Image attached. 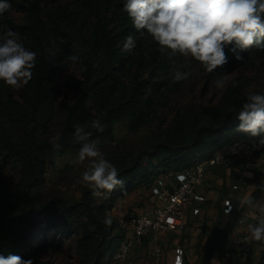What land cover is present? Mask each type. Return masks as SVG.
I'll use <instances>...</instances> for the list:
<instances>
[{"label": "trees", "instance_id": "obj_1", "mask_svg": "<svg viewBox=\"0 0 264 264\" xmlns=\"http://www.w3.org/2000/svg\"><path fill=\"white\" fill-rule=\"evenodd\" d=\"M75 2L77 11L51 13L47 22L42 18L37 1L29 3L30 50L37 56L32 77L21 88L22 101L0 81V181L3 163L20 164L27 181L20 193L0 194V255L4 257L24 256L36 241H43L49 231L59 240H67L80 231L90 233L92 230L98 236L96 256L100 258L110 247L113 261L114 252L124 237V230L117 243L110 236L113 225L104 223L103 207L96 204L91 189L85 190L83 201L70 203L58 199L43 205H37L28 192L32 184L43 178L48 165L79 151L80 144L74 138L75 125L92 132L90 139L98 142L111 138L120 122L128 121L134 129L143 127L153 113V100L148 95L152 82L144 78V74L149 71L150 78L159 79L158 71L166 67L165 56L157 50L150 52L148 62L144 60L138 31L124 11L125 0ZM11 28V22L5 21L3 32ZM129 35L136 40V47L126 53L122 47ZM74 45H79L78 52ZM254 47L237 49L244 57L242 61H237L235 54L226 48L228 63L218 69L235 68ZM71 54L79 55L76 64L80 77L70 78L66 83L73 92V100L64 98L60 102L63 84L58 62ZM126 67L127 72L123 74ZM129 73L132 74L127 79ZM157 85L162 86L160 80L153 87L156 89ZM249 95L237 88L228 89L216 105L177 112L162 141L144 150L132 162L120 160L115 165L123 184L110 193L105 192L110 201L118 193L125 195L139 186L152 185L158 171L179 172L213 157L235 141L261 138L235 131L239 124L238 113ZM92 120L105 125L104 131L92 128ZM56 122L59 125L53 134L48 123ZM55 144L61 145L59 150L54 148ZM238 221L237 216L230 218L225 231L233 229ZM220 230V225L213 229L204 249L203 264H212L221 236L216 231ZM252 256V250L246 252L243 264H253ZM255 264H264V248Z\"/></svg>", "mask_w": 264, "mask_h": 264}, {"label": "rangeland", "instance_id": "obj_2", "mask_svg": "<svg viewBox=\"0 0 264 264\" xmlns=\"http://www.w3.org/2000/svg\"><path fill=\"white\" fill-rule=\"evenodd\" d=\"M32 1H37L42 18L46 22L49 20L51 13H63L68 10L77 11L78 8L75 0H9L12 5L11 9L0 15V34L3 33L4 22L10 21L12 31L19 34L20 42L28 50H30L31 42V35L27 27L29 20L28 6ZM137 37L144 60L148 62L150 52L157 50L165 56L166 67L158 71L159 79L150 78L149 71L144 74V78H148L152 82L148 95L153 100V113L147 123L143 127L134 129L129 126L128 121L120 122L115 126L111 138L98 142V147L105 158L114 165L120 160L132 162L144 150L162 141L179 111L197 108L201 105H216L228 89L237 88L250 94L264 91V49L254 47L244 62L238 64L235 68L228 70L216 69L212 73L206 72L198 62L191 60L192 75L189 79L172 83V72L180 68L186 58L178 54L170 56L169 50H161L146 31L143 36L138 32ZM58 71L61 74L63 84L59 101L62 102L64 98L72 101L73 92L67 88L66 83L70 78H79L80 69L76 62L66 58L58 62ZM126 72L127 67L123 70V74ZM131 74H127V79L130 78ZM225 75L228 76V82L223 89H217L215 81ZM158 80L161 81L162 86L158 87L157 85L155 89L153 85ZM233 83L236 84L235 87ZM23 86L24 84L19 88L7 87L15 98L22 101L20 93ZM44 123L47 122L44 121ZM57 125H59L57 122L55 124L48 123L50 132L55 134ZM77 154L78 152L69 153L58 158L54 164L48 165L43 178L32 184L28 192L37 205H43L58 199L70 203L83 201L85 190L90 188L80 182V178L82 172L87 168L88 162L85 161L82 165L72 164L71 161L76 158ZM2 165L0 194L20 193L24 189V185L27 184L22 166L16 163H3ZM169 175L170 172L158 171L153 184L158 180H166ZM152 185L139 186L133 192L125 195L118 193L113 201H110V196L105 193L101 196H95L96 204L103 207L105 219L110 218L112 221L113 227L110 236L115 238L116 243L123 234V224L147 205L151 198ZM209 216L204 222L198 221L191 225L195 227V236L190 242L192 245L191 252L195 256L196 264H203L205 246L213 234V229L219 225L221 230L216 232L220 233L221 236L212 264H215L214 259L217 260L218 264H243L246 259V252L249 249L236 243L237 235L234 233V228L237 224L233 229L225 231V226L230 220L225 222L224 216L219 214L213 223ZM53 234V231H49L43 241H36L34 247L29 248L21 258L24 260L31 259L33 264H114L110 255L113 248L109 247L104 250L100 258L96 256L95 249L98 236L94 235L92 230L90 233L80 231L67 240H59ZM238 255H241V257L238 258Z\"/></svg>", "mask_w": 264, "mask_h": 264}, {"label": "clouds", "instance_id": "obj_3", "mask_svg": "<svg viewBox=\"0 0 264 264\" xmlns=\"http://www.w3.org/2000/svg\"><path fill=\"white\" fill-rule=\"evenodd\" d=\"M11 7L9 0H0V15ZM124 11L141 36L146 31L161 50H169L170 56L178 54L186 58L180 68L172 72V83L189 79L191 60L212 73L228 63L226 48L235 54L237 61L244 59L237 49L247 50L253 46L264 49V0H125ZM73 47L79 51V45ZM135 47L134 37L127 36L122 51L131 53ZM51 55L55 56V53ZM36 56V52L26 49L20 42L18 33L9 29L0 34V81L13 88L26 85L32 77ZM68 59L76 62L79 55L71 54ZM227 82L228 76H222L215 81L216 88L223 89ZM237 118L239 124L235 131L262 137L259 145L264 146V93L249 95ZM91 127L98 132L105 129L99 120H92ZM74 128V138L80 148L71 163L82 165L88 162L80 182L92 190L93 196L110 193L122 185L116 166L105 158L98 141L90 139L92 132L80 125ZM60 147L54 145L57 150ZM241 203L258 209L261 218L256 224H247L246 228L255 241L264 242V203L251 197ZM104 223L110 225L112 221L106 218ZM240 223H244L243 218ZM0 264H33V261L18 255H0Z\"/></svg>", "mask_w": 264, "mask_h": 264}, {"label": "built area", "instance_id": "obj_4", "mask_svg": "<svg viewBox=\"0 0 264 264\" xmlns=\"http://www.w3.org/2000/svg\"><path fill=\"white\" fill-rule=\"evenodd\" d=\"M261 138L235 141L213 157L158 180L147 205L123 224L124 237L114 252V263L192 264L188 253L193 232L190 218L200 217L204 205L211 201L202 189L209 169L247 162L264 153ZM222 208L226 216L234 212L229 199L223 200Z\"/></svg>", "mask_w": 264, "mask_h": 264}, {"label": "crops", "instance_id": "obj_5", "mask_svg": "<svg viewBox=\"0 0 264 264\" xmlns=\"http://www.w3.org/2000/svg\"><path fill=\"white\" fill-rule=\"evenodd\" d=\"M235 186H237V189H234ZM202 189L211 198V201L204 205V211L200 217L190 218L191 222L193 224L198 221L202 222V219L204 222L210 215L209 218L214 223L219 214H222L225 222H228L230 218L237 216L239 221L234 228V233L237 235L236 243L242 247H247L249 250L251 249L253 262L257 263L264 248V242L255 241L247 230L246 225L249 223L256 224L261 217L258 209L249 208L247 205L242 204L241 201L246 197H251L256 202L264 203V153L247 162H234L229 165H219L210 168ZM225 199H229L234 206V212L230 216H226L223 213L222 202ZM242 218L244 219L243 224L240 223ZM194 236L195 227H193L192 238ZM241 240L245 242L241 243ZM191 246V242H189V257L192 264H196L195 256L191 252ZM237 257L239 258L241 255ZM214 260L215 264H218L217 260Z\"/></svg>", "mask_w": 264, "mask_h": 264}]
</instances>
